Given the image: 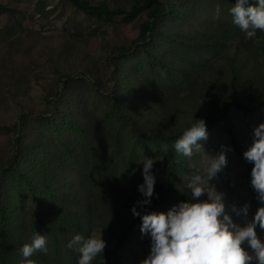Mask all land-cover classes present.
Masks as SVG:
<instances>
[{
    "label": "rangeland",
    "instance_id": "374dc122",
    "mask_svg": "<svg viewBox=\"0 0 264 264\" xmlns=\"http://www.w3.org/2000/svg\"><path fill=\"white\" fill-rule=\"evenodd\" d=\"M80 1L114 17L71 0H0V264H26L20 249L37 233L48 253L35 252V264H78L67 247L77 234L106 241L93 264H141L151 240L131 208L143 199L144 157L156 160V184L143 209L166 213L180 195L207 200H193L188 184L195 175L206 180L226 146L227 167L209 183L234 223L254 219L264 207L247 184L254 165H243L232 138L244 154L264 123V109L253 111L264 104V33L246 41L230 14L237 0ZM163 3L154 32L142 36ZM225 101L238 104L230 129L221 121ZM200 119L208 139L191 158L174 150L172 184L164 148ZM233 204H249L247 218Z\"/></svg>",
    "mask_w": 264,
    "mask_h": 264
},
{
    "label": "clouds",
    "instance_id": "9594fccd",
    "mask_svg": "<svg viewBox=\"0 0 264 264\" xmlns=\"http://www.w3.org/2000/svg\"><path fill=\"white\" fill-rule=\"evenodd\" d=\"M232 22L245 34L246 39H253L258 32L264 33V0H237L230 9ZM208 139L206 121L195 122L186 129L173 144L175 152L191 158L194 151L203 148L200 141ZM164 150H167L165 146ZM226 146H221L219 154L211 158L205 175L192 177L188 188L192 199L200 201L207 195V200L200 202H180L169 211L143 214L138 208L151 205L155 193L156 178L152 172L153 158L144 157V183L138 186L143 199L131 208L134 217L142 220L140 231L144 236H150V254L141 264H264V242L257 233V227L264 231V207L255 213L254 219L246 220L243 226L233 222L226 211L224 194L216 190L209 182L215 179L228 164ZM248 163L254 165L251 170V187L257 194L258 202L264 204V123L254 129L253 143L243 154ZM158 198V197H157ZM250 205L231 206V212L237 217L247 218ZM47 238L37 233L30 244L20 249L26 264H35L29 259L35 252L48 253ZM245 245L252 250L250 255ZM69 249L75 248L79 253L78 264H93L98 256L103 254L106 241L94 235L85 239L75 235L68 243Z\"/></svg>",
    "mask_w": 264,
    "mask_h": 264
},
{
    "label": "trees",
    "instance_id": "16d2710c",
    "mask_svg": "<svg viewBox=\"0 0 264 264\" xmlns=\"http://www.w3.org/2000/svg\"><path fill=\"white\" fill-rule=\"evenodd\" d=\"M71 1L74 3V5L77 8H79L83 12H86V13H88L90 15H93V16H96L98 18H104L106 20H109V19L114 17V16L111 17L112 14H110L109 11H103L100 7H93V6L89 5L88 3L82 2L80 0H71ZM147 3L150 4V3H153V2H152V0H147ZM155 3H157V2H155ZM162 7H164L166 10L168 8L166 3H163V5L162 4L157 5V7L153 11H151L149 17L153 21H149L147 24H145L142 27V32H141L142 36H146L147 34L154 32L155 25H156V20H157V17L161 15L160 8H162ZM3 10H6V9H3V7H0V13ZM246 41H247V39H246ZM145 52L147 54H150L148 50H145ZM95 84H97V87L98 86L100 87L102 85L99 80H96ZM225 102L226 103H224L223 114H222L223 117L221 118V121L223 120V123H224V126H225L226 129H230L229 125L227 124V122L229 121L228 120V115L230 113V109L232 107H238V104L232 103L231 101H225ZM246 102H247V100H245V103ZM262 109H264V104H260V105L257 104L253 108V111H255V110L258 111V110H262ZM232 146H233L234 152L240 157L243 165H247V161L245 160V158L243 156V153L239 149V147L237 145V142H236V140L234 138H232ZM167 152H169V158H170V163H171V168L169 170L170 182L172 184H175V182H176L177 162H176V159H175L173 145H171L170 143H168ZM247 184H248V188L251 190L253 195L256 196L257 194L254 192V190L251 187V179H248ZM173 192L175 194H179L177 191L174 190V188H171V189L167 190V193H173ZM37 197L39 198V196H37ZM180 201L181 202L182 201H184V202H188V201L193 202L189 197H187L185 195H180ZM41 204H43V202H41ZM141 213H142V215L143 214H147L148 211H146V209H143L141 211ZM49 217H51V218L54 217V214H49ZM137 220H141V218L138 217ZM134 222H136V220Z\"/></svg>",
    "mask_w": 264,
    "mask_h": 264
}]
</instances>
